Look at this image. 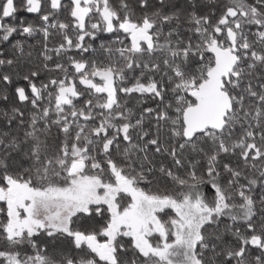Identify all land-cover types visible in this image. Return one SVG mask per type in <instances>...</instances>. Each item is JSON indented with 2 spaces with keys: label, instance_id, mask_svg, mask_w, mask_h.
<instances>
[{
  "label": "snow or ice",
  "instance_id": "obj_1",
  "mask_svg": "<svg viewBox=\"0 0 264 264\" xmlns=\"http://www.w3.org/2000/svg\"><path fill=\"white\" fill-rule=\"evenodd\" d=\"M0 264H264V0H0Z\"/></svg>",
  "mask_w": 264,
  "mask_h": 264
},
{
  "label": "trees",
  "instance_id": "obj_2",
  "mask_svg": "<svg viewBox=\"0 0 264 264\" xmlns=\"http://www.w3.org/2000/svg\"><path fill=\"white\" fill-rule=\"evenodd\" d=\"M21 15H27V19H28L29 21H33V22L39 23L38 18L34 17V16L31 15V14H24V13H21ZM39 38H40V37L37 36L35 39L29 40V43H30V44H36L37 41L39 40ZM209 194H211V193H209Z\"/></svg>",
  "mask_w": 264,
  "mask_h": 264
}]
</instances>
